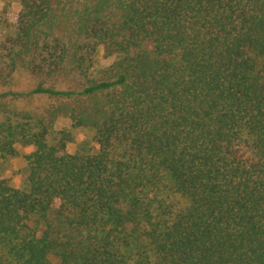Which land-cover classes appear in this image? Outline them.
I'll return each instance as SVG.
<instances>
[{"label":"trees","instance_id":"obj_1","mask_svg":"<svg viewBox=\"0 0 264 264\" xmlns=\"http://www.w3.org/2000/svg\"><path fill=\"white\" fill-rule=\"evenodd\" d=\"M17 1L7 68L75 85L0 101L60 99L96 150L0 111V159L19 143L27 168L0 176V264H264V0Z\"/></svg>","mask_w":264,"mask_h":264},{"label":"rangeland","instance_id":"obj_2","mask_svg":"<svg viewBox=\"0 0 264 264\" xmlns=\"http://www.w3.org/2000/svg\"><path fill=\"white\" fill-rule=\"evenodd\" d=\"M5 3L8 14L13 15L19 9L17 0H0V12ZM9 30H0V39ZM110 57L102 56V50L99 49L94 57L93 73L98 69L110 63ZM46 85H53L56 88H65L68 85H75L70 77L57 76H35L21 65L9 70L5 60L0 56V92L5 90L28 91L39 80ZM74 83V84H73ZM60 99L44 96H8L0 101V111L7 113L10 118L23 115L30 116L33 120L40 121L47 128L46 141L48 144H55L61 131H67L71 134V140L65 142L64 151L87 152L96 150V144L93 141V130L88 127L73 126L67 116L58 111ZM4 116V115H2ZM16 154L12 157L0 159V176L4 177L8 184L19 189H26V162L23 153L26 151L19 143H15Z\"/></svg>","mask_w":264,"mask_h":264}]
</instances>
